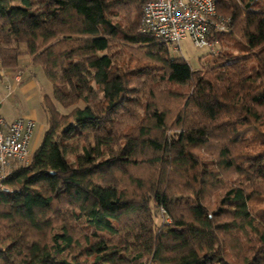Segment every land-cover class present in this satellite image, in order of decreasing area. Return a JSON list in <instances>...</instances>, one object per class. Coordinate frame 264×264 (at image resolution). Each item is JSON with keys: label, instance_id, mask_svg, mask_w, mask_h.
Here are the masks:
<instances>
[{"label": "trees", "instance_id": "16d2710c", "mask_svg": "<svg viewBox=\"0 0 264 264\" xmlns=\"http://www.w3.org/2000/svg\"><path fill=\"white\" fill-rule=\"evenodd\" d=\"M149 1L0 0V74L25 46L53 90L0 264H264V0H218L236 40L200 70L140 33Z\"/></svg>", "mask_w": 264, "mask_h": 264}, {"label": "built area", "instance_id": "2783aa9c", "mask_svg": "<svg viewBox=\"0 0 264 264\" xmlns=\"http://www.w3.org/2000/svg\"><path fill=\"white\" fill-rule=\"evenodd\" d=\"M219 20L218 0H151L142 8L139 31L170 45L176 53H181L184 40L191 39L196 48H209L216 56L220 49L214 38L217 34L228 33L226 20ZM17 68L13 70L14 78L21 81L23 70ZM33 129L31 119L18 118L8 122L0 115L1 186L13 162L29 160L28 145Z\"/></svg>", "mask_w": 264, "mask_h": 264}, {"label": "crops", "instance_id": "0c3cea01", "mask_svg": "<svg viewBox=\"0 0 264 264\" xmlns=\"http://www.w3.org/2000/svg\"><path fill=\"white\" fill-rule=\"evenodd\" d=\"M21 49L18 65V68L23 70L21 81L14 78L13 70L0 74V115L8 122L18 118L34 121L28 145L32 155L40 146L48 129L43 99L45 96H52L53 90L42 68L34 65L26 47L22 46Z\"/></svg>", "mask_w": 264, "mask_h": 264}, {"label": "rangeland", "instance_id": "374dc122", "mask_svg": "<svg viewBox=\"0 0 264 264\" xmlns=\"http://www.w3.org/2000/svg\"><path fill=\"white\" fill-rule=\"evenodd\" d=\"M221 20H219V21H221ZM229 22L230 21L228 19V20H226V23H225L226 27L228 28V33L217 34L216 37L214 38V42L217 43V46L220 49V51H223L224 49H226L227 48L226 46L231 45L236 40L234 37L231 36L232 28L229 25ZM221 38L223 41H220ZM222 43L224 45H222ZM180 48H181V53H176L172 49L173 56H175L176 58L185 60L192 67L193 70H200L203 68L206 69L208 66H210V64H208V62L211 59H213V54L209 48L198 49L193 44V41L191 39L184 40L181 43ZM31 156H30L29 160L31 159ZM29 160L27 162H29ZM27 162H25V163H27Z\"/></svg>", "mask_w": 264, "mask_h": 264}]
</instances>
